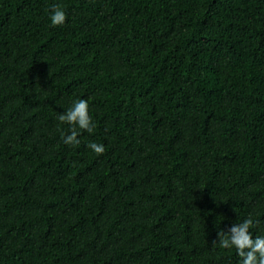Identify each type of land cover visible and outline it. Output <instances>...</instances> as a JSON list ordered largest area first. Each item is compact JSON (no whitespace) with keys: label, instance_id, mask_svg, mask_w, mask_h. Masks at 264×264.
Here are the masks:
<instances>
[{"label":"trees","instance_id":"1","mask_svg":"<svg viewBox=\"0 0 264 264\" xmlns=\"http://www.w3.org/2000/svg\"><path fill=\"white\" fill-rule=\"evenodd\" d=\"M249 213L264 234V0H0V264H240L212 242Z\"/></svg>","mask_w":264,"mask_h":264},{"label":"clouds","instance_id":"2","mask_svg":"<svg viewBox=\"0 0 264 264\" xmlns=\"http://www.w3.org/2000/svg\"><path fill=\"white\" fill-rule=\"evenodd\" d=\"M66 11L59 4H52L50 9V22L53 26L63 25L66 21ZM56 119L61 125L68 126L66 131H61V140L65 145L75 146L80 144L81 131L92 133L95 127L90 114V105L85 98H76L63 112H58ZM87 147L99 154L104 151V146L96 141H90ZM260 221L251 213L243 219H238L230 224L226 230L217 232L213 245L223 249H235L240 257V264H264V234H255L252 229Z\"/></svg>","mask_w":264,"mask_h":264}]
</instances>
